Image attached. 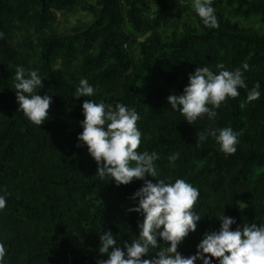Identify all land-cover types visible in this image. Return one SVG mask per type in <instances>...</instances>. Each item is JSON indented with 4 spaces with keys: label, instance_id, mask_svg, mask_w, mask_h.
Segmentation results:
<instances>
[{
    "label": "trees",
    "instance_id": "1",
    "mask_svg": "<svg viewBox=\"0 0 264 264\" xmlns=\"http://www.w3.org/2000/svg\"><path fill=\"white\" fill-rule=\"evenodd\" d=\"M212 7L217 28L204 25L193 0H0V264H97L108 259L99 253L103 232L110 230L118 246L138 239L143 216L126 210L138 206L131 197L143 181L116 186L99 179L78 140L85 99L135 109L138 151L159 157L155 179H183L198 189L202 218L178 247L184 257L220 229L223 215L235 219L233 231L264 223V0H213ZM79 12L61 27V17ZM220 63L229 71L248 63V87L214 119L191 125L167 97L183 94L197 67L218 72ZM18 67L37 71L45 86L36 94L52 97L40 127L18 110ZM81 79L93 96L74 97ZM257 82L260 98L245 103ZM223 128L238 134L233 155L211 135L198 140L199 132Z\"/></svg>",
    "mask_w": 264,
    "mask_h": 264
},
{
    "label": "clouds",
    "instance_id": "2",
    "mask_svg": "<svg viewBox=\"0 0 264 264\" xmlns=\"http://www.w3.org/2000/svg\"><path fill=\"white\" fill-rule=\"evenodd\" d=\"M213 0H193V7L205 26H219ZM3 33H0V38ZM218 72L207 66L197 67L188 77V84L183 94H170L168 104L181 113L189 124L195 125L198 119L206 115L210 120L217 116L219 109L229 98L236 99L238 89H247L244 71L249 64L233 71L225 70L223 63L217 64ZM15 94L18 110L36 126L43 125L49 119L52 104L51 95L36 94L44 87V81L37 71L27 75L23 67L15 72ZM260 84L257 82L247 93L246 102L260 98ZM95 89L87 79H81L76 89L75 98L91 97ZM244 103L240 105L241 108ZM84 119L80 122L83 131L78 140L87 147L90 157L97 164V175L101 181H114L116 186L129 185L134 180L143 181V186L131 197L138 200V206L130 207L127 213H139L143 222L138 225V239L131 243L125 241L118 246V241L109 230L100 235L99 253L107 254L108 259H98L97 264H211L213 258L219 264H264V223L257 226L245 223L231 230L235 219L223 215L220 229L206 233L197 246L195 255L184 257L178 247L190 233L197 230L201 216L195 211L199 191L183 179L166 183L155 179L158 171L155 161L158 155L147 151H138L141 145V132L137 127L139 115L135 109L123 104L112 105L97 103L85 99L82 104ZM218 133V134H217ZM211 135L219 143L225 155H233L238 144V134L231 128L211 129L197 133L198 140L204 141ZM78 144L77 146H81ZM176 157L170 158L174 164ZM152 177L156 182L146 179ZM6 207L5 196H0V210ZM159 240L164 241L160 244ZM152 255L151 259L144 257ZM6 256V248L0 243V262Z\"/></svg>",
    "mask_w": 264,
    "mask_h": 264
},
{
    "label": "rangeland",
    "instance_id": "3",
    "mask_svg": "<svg viewBox=\"0 0 264 264\" xmlns=\"http://www.w3.org/2000/svg\"><path fill=\"white\" fill-rule=\"evenodd\" d=\"M83 13L82 12H79V13H75V15H73L72 13H69L67 14L66 16H63L61 17V27L63 25H68V23H74L76 21V18L79 16V15H82Z\"/></svg>",
    "mask_w": 264,
    "mask_h": 264
}]
</instances>
